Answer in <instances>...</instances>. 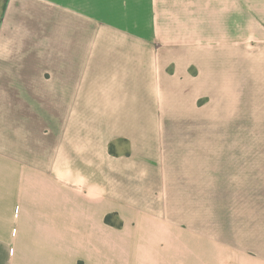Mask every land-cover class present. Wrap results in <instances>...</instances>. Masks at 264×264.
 Segmentation results:
<instances>
[{
    "label": "crops",
    "instance_id": "obj_1",
    "mask_svg": "<svg viewBox=\"0 0 264 264\" xmlns=\"http://www.w3.org/2000/svg\"><path fill=\"white\" fill-rule=\"evenodd\" d=\"M211 15L231 22L234 38L254 31L264 39V0H0V93H8L16 77L25 79L20 93H37L28 87L43 85L38 79L46 73L74 78L70 63L93 57L112 63L105 65L120 77L127 70L138 76L157 70L159 59L141 60L139 47L152 39L182 44L179 24L191 20L212 32L220 27ZM96 40L120 49L93 54ZM45 45L51 53H44ZM18 122L0 117V201L7 206L0 264H205V253L210 264H220L216 250L188 240L217 236L192 232L199 223L173 214L179 198L173 199L165 155L157 163L145 150L113 166L105 144L94 161L69 156L61 164L57 138ZM109 214L121 224H109ZM248 233L231 230V264H264V227L258 245H248L247 236L255 238Z\"/></svg>",
    "mask_w": 264,
    "mask_h": 264
},
{
    "label": "rangeland",
    "instance_id": "obj_2",
    "mask_svg": "<svg viewBox=\"0 0 264 264\" xmlns=\"http://www.w3.org/2000/svg\"><path fill=\"white\" fill-rule=\"evenodd\" d=\"M210 19L220 28L208 33L195 21L180 23L177 32L185 37L180 45L154 39L141 45L140 59L155 55L161 68L144 69L139 76L127 70L120 77L106 67L112 63L93 57L91 63H70L76 66L74 78L46 73L38 79L43 85L28 87L37 93H20L25 79L13 78L8 93H0V117L25 121L29 132L36 128L57 138L61 164L69 156L94 161L105 144L113 166L145 150L157 163L165 155L173 199L179 198L173 214L199 223L192 232L217 236L189 237V242L216 250L220 264H231V230L255 235L246 238L250 246L258 245L264 227V39L254 31L234 38L231 22ZM95 42L93 54L120 49ZM51 48L45 45L44 53ZM143 119L156 122L141 125ZM6 213L0 201V234ZM108 223L121 221L109 214ZM204 256L210 264V254Z\"/></svg>",
    "mask_w": 264,
    "mask_h": 264
}]
</instances>
